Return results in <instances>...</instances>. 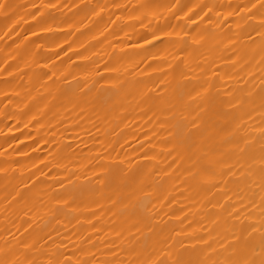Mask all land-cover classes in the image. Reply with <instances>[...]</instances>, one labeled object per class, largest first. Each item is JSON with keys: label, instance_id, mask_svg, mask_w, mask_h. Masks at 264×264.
<instances>
[{"label": "bare ground", "instance_id": "obj_1", "mask_svg": "<svg viewBox=\"0 0 264 264\" xmlns=\"http://www.w3.org/2000/svg\"><path fill=\"white\" fill-rule=\"evenodd\" d=\"M0 264H264V0H0Z\"/></svg>", "mask_w": 264, "mask_h": 264}]
</instances>
